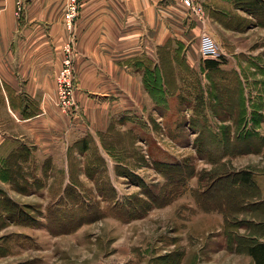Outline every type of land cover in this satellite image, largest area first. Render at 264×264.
Listing matches in <instances>:
<instances>
[{
    "label": "rangeland",
    "instance_id": "rangeland-1",
    "mask_svg": "<svg viewBox=\"0 0 264 264\" xmlns=\"http://www.w3.org/2000/svg\"><path fill=\"white\" fill-rule=\"evenodd\" d=\"M259 1L258 9L249 8L253 14L224 0L206 6L216 22L199 21L192 68L179 52L171 58L183 66H170L169 56L162 66L149 63L159 85L141 71L140 101L112 120L102 149L94 146L78 157L76 172L69 168L75 181L63 182V167H46L38 182L30 181L38 188L20 198L28 215L19 221L27 219L31 228L22 235L25 251L13 249L22 255L15 262L34 264L45 256L43 264H253L246 247L264 242V0ZM65 29L59 70L70 58L76 78L77 37ZM68 43L72 54L64 51ZM206 61L218 67L208 70ZM75 105V115L66 116L71 121L78 115ZM24 168L27 175L34 170ZM45 186L49 195L41 191V197L37 192Z\"/></svg>",
    "mask_w": 264,
    "mask_h": 264
},
{
    "label": "crops",
    "instance_id": "crops-1",
    "mask_svg": "<svg viewBox=\"0 0 264 264\" xmlns=\"http://www.w3.org/2000/svg\"><path fill=\"white\" fill-rule=\"evenodd\" d=\"M66 1L25 0L18 18L16 0H0V264L23 263L14 261L22 255L13 249L24 250L22 235L31 228L27 219L19 221L28 215L19 200L33 186L38 188L32 180L38 182L46 167H63L68 172L63 182L75 181L69 168L76 172L78 157L84 159L94 146L102 149V135L112 120L140 101L141 59L155 67L169 56L170 66L182 65L171 58L179 52L187 58L184 66L192 68L190 56L197 54L194 40L202 29L199 21L216 22L206 6L212 9L223 3L199 0L204 13L197 18L179 0H79L74 33V98L79 111L71 121L53 105L67 36ZM25 165L34 168L29 177ZM40 188L37 193L42 197L41 191L47 194L48 189ZM33 263H45V256Z\"/></svg>",
    "mask_w": 264,
    "mask_h": 264
},
{
    "label": "built area",
    "instance_id": "built-area-1",
    "mask_svg": "<svg viewBox=\"0 0 264 264\" xmlns=\"http://www.w3.org/2000/svg\"><path fill=\"white\" fill-rule=\"evenodd\" d=\"M190 13L199 18L202 17L204 11L199 5V0H179ZM16 16L20 17L25 7V0L16 1ZM79 0H67L64 12V23L66 28L70 31L71 35H74L77 19L79 16ZM71 43H68L64 48L65 53L72 54ZM72 59L66 58L63 61L62 67L57 75L58 92L55 101L56 107L68 117H73L76 111V105L74 100V66L72 65Z\"/></svg>",
    "mask_w": 264,
    "mask_h": 264
},
{
    "label": "trees",
    "instance_id": "trees-1",
    "mask_svg": "<svg viewBox=\"0 0 264 264\" xmlns=\"http://www.w3.org/2000/svg\"><path fill=\"white\" fill-rule=\"evenodd\" d=\"M227 1L228 3H231L232 5L236 6L237 5L239 7H244L246 9V11L252 13L253 9H249L251 6H254L255 9H258V4L260 3L259 0H224ZM242 1H245V3H247V5L249 7H245V4L242 3ZM254 12V11H253ZM253 14V13H252ZM149 63H151L149 60L142 58L141 62H140V70L142 72H145L146 77L149 79V82L151 81V83L155 86H158V82H157V78L155 77L157 70H155L154 68L151 69L149 68ZM146 64L147 66L145 67ZM206 68L208 70H214L215 68L218 67V63L214 62V61H206ZM151 65V64H150ZM159 91L161 92V89L159 87H157L156 89H154V91ZM150 96L152 95V98L155 100V96H156V92H153V88L150 89L149 92ZM246 180L243 182H248L249 178H245ZM246 253L247 255L252 259L253 264H264V242H253L252 244H250L249 246L246 247Z\"/></svg>",
    "mask_w": 264,
    "mask_h": 264
}]
</instances>
